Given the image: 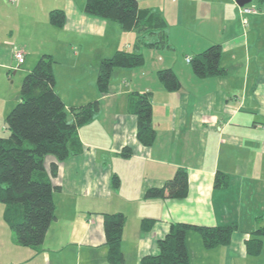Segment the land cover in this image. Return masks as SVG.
<instances>
[{
	"label": "crops",
	"instance_id": "obj_1",
	"mask_svg": "<svg viewBox=\"0 0 264 264\" xmlns=\"http://www.w3.org/2000/svg\"><path fill=\"white\" fill-rule=\"evenodd\" d=\"M7 1L0 0V6ZM138 2L141 8L161 12V19L155 14L145 16L148 24L163 26L171 48L142 45L145 63L115 67L108 93L99 91L92 75L86 84L76 80L75 73L68 80L62 69L75 67L79 55L94 54L101 45L103 53H97V64L117 50L135 49L139 36L147 34L150 41L158 34L125 31L118 21L90 15L84 10L85 0H29L26 30L0 19L3 131L8 130L7 114L20 99L11 101L5 75L18 62L15 46L25 51L23 63L28 57L25 48L29 46L31 54L33 43L39 44L32 51L35 59L43 53L54 56L56 89L67 106L96 99L101 102L94 118L79 128L83 151L63 161L53 179L62 186L55 194L57 219L49 228L42 252L35 256L30 248L29 263L68 264L62 258L74 255L73 264H110L103 213L121 211L127 216L123 232L126 264H141L144 255L157 253V240L174 221L239 224L230 244L214 248H206L202 241L199 245L193 234L197 231H189L191 264H264V246L261 254L253 256L245 245V239L262 224L258 218H264V3L251 1L256 12L242 13L236 0ZM55 8L66 14L61 27L50 22V11ZM86 41L101 45L84 48ZM215 43L221 44L226 72L196 75L187 57ZM162 68L176 72L179 89L165 87L157 73ZM134 91L152 94L157 137L151 146L139 141L137 116L128 111ZM125 146L132 155L120 154ZM52 159L47 157V163ZM179 167L189 172L185 197H145L148 187L162 185ZM218 170L229 175L228 186L215 187ZM114 174L121 180L118 187L113 185ZM144 217L158 218L148 232L141 229ZM63 218L68 223L60 226ZM192 237L197 239L194 246Z\"/></svg>",
	"mask_w": 264,
	"mask_h": 264
},
{
	"label": "trees",
	"instance_id": "obj_2",
	"mask_svg": "<svg viewBox=\"0 0 264 264\" xmlns=\"http://www.w3.org/2000/svg\"><path fill=\"white\" fill-rule=\"evenodd\" d=\"M264 3V0H259ZM84 10L94 16L118 21L125 31L148 30L158 34L157 38L146 40L147 34L139 36L135 49H120L100 61L97 87L101 93L110 91L112 72L115 67H139L145 63L142 45L149 47H170L163 26L150 25L149 17L161 12L141 8L138 0H85ZM65 11L55 8L50 11V22L63 26ZM26 56V54H25ZM222 47L215 43L196 53L191 62L193 71L200 77L218 76L226 72L221 63ZM55 58L43 53L32 69L25 75L20 99L5 118L7 135H0V202L5 204L4 219L14 231L16 242L33 248L34 255L42 252V246L52 223L57 219L55 194L62 186L53 179L58 175L60 164L78 155L84 149L79 128L90 122L101 108L99 99L67 106L56 89ZM158 76L165 87L172 91L181 87V81L172 68L158 70ZM128 111L137 116V137L145 146H151L157 137L153 123V98L149 91H134L131 94ZM132 155L125 146L120 153ZM47 157L53 159L47 163ZM118 174L113 176V185H120ZM215 187H226L230 177L222 170L215 175ZM189 190V172L185 167L177 168L174 175L160 186L148 187L146 198L185 197ZM158 221L156 217H144L143 232L150 231ZM127 222L124 212L103 213V225L110 264H126L123 250V232ZM194 230L202 236L206 248L228 245L239 224L205 225L185 221L170 223L169 231L157 240L159 251L146 254L141 264H191L188 233ZM249 255H259L264 246V223L254 229L245 239Z\"/></svg>",
	"mask_w": 264,
	"mask_h": 264
},
{
	"label": "rangeland",
	"instance_id": "obj_3",
	"mask_svg": "<svg viewBox=\"0 0 264 264\" xmlns=\"http://www.w3.org/2000/svg\"><path fill=\"white\" fill-rule=\"evenodd\" d=\"M7 2L8 3L4 2V6L2 7L0 6V19H4L8 22H12V24L14 25L18 24L19 26H23V29L25 30L28 29L27 27L29 24V0H18V1L8 0ZM257 2L258 0H252L251 3H257ZM75 44L79 45L80 47V44L76 42ZM20 45H22V43H20ZM37 45L39 44L33 43V46H30L31 50L36 51L37 48L34 46ZM95 45H97L98 47L99 45H101V42L98 41V43L95 44L93 42L86 41L84 44V48L85 47L92 48ZM45 46L50 47V43H45ZM101 47L102 45L98 47L97 52L94 54L91 53L86 55H79L77 57L79 62L76 64V66L75 67L67 66L64 68V70L62 69V76L65 75V77L69 80L70 78H73L71 73H75L76 80L85 81V83L87 84V82L91 81V79L89 80V76L92 75V80H93L92 82H94V80L96 81L97 79L96 77H98V73H99L100 61L102 60L101 59L97 64V59H100L98 57V55L100 54L97 53H103ZM25 50L28 51L27 61L22 64L16 62V67L12 68L9 74L7 73L8 69L5 70V75L7 80L6 81L7 93L11 101L14 102L16 101L15 98L17 96H20L21 85L25 75L28 73L30 69H32V67H34L37 60L39 59V58L35 59L37 56H35V54H32L33 53L32 51L31 54H29V46L25 48ZM77 50L79 51L78 48ZM74 64H75V60H74ZM95 67L98 68L95 69ZM15 70L16 72H14ZM0 106H1V102H0ZM3 124H4L3 120H0V135H7L8 130L4 129L3 131V127H2ZM4 208H5V204L0 202V264H32L29 263V254L33 251L29 247L22 246L16 242L14 231L5 222L4 213H3ZM62 220H64V218L61 219L60 226H64V223H68ZM258 221L259 223L262 222L263 224L264 218L259 217ZM193 234H196V236H198L197 238L198 240H200L199 245H201V241L203 242V240L200 233L194 232ZM196 240H197L196 237L191 238L192 246L197 244ZM74 258H75L74 255L71 256L68 255L67 259L62 258V261L63 263L73 264L72 261H74L73 260ZM37 261H41V259H37ZM35 264L38 263L35 262Z\"/></svg>",
	"mask_w": 264,
	"mask_h": 264
},
{
	"label": "built area",
	"instance_id": "obj_4",
	"mask_svg": "<svg viewBox=\"0 0 264 264\" xmlns=\"http://www.w3.org/2000/svg\"><path fill=\"white\" fill-rule=\"evenodd\" d=\"M240 9H241V12L242 13H251V12H256V8L253 7L252 5H249V4H246L244 6H240ZM245 22H247V19L245 18L244 19ZM13 51H14V56L15 58L17 59V61L22 64L25 59H26V56H25V51L24 49L18 47V46H15L13 48ZM192 60V57L191 56H188L187 57V61H191Z\"/></svg>",
	"mask_w": 264,
	"mask_h": 264
},
{
	"label": "water",
	"instance_id": "obj_5",
	"mask_svg": "<svg viewBox=\"0 0 264 264\" xmlns=\"http://www.w3.org/2000/svg\"><path fill=\"white\" fill-rule=\"evenodd\" d=\"M252 0H236L237 4L239 6H244L246 4H249ZM20 96H17V98H19Z\"/></svg>",
	"mask_w": 264,
	"mask_h": 264
}]
</instances>
